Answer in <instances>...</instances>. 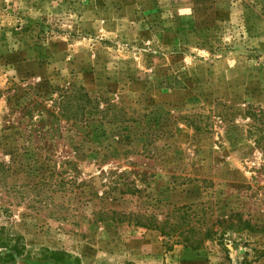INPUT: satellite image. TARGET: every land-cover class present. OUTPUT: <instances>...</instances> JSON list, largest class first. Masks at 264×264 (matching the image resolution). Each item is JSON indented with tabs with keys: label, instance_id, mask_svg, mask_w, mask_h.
Returning <instances> with one entry per match:
<instances>
[{
	"label": "rangeland",
	"instance_id": "rangeland-1",
	"mask_svg": "<svg viewBox=\"0 0 264 264\" xmlns=\"http://www.w3.org/2000/svg\"><path fill=\"white\" fill-rule=\"evenodd\" d=\"M0 162L4 264H264V0H0Z\"/></svg>",
	"mask_w": 264,
	"mask_h": 264
},
{
	"label": "trees",
	"instance_id": "trees-1",
	"mask_svg": "<svg viewBox=\"0 0 264 264\" xmlns=\"http://www.w3.org/2000/svg\"><path fill=\"white\" fill-rule=\"evenodd\" d=\"M58 94V99L56 103H54V109H58L60 115H65L67 118L74 119L76 122L81 123V128H89L88 122H90L92 111L88 112L87 109L91 105V103L96 102V100H93L91 98V95L85 92L83 88L76 87L75 85H71L70 88L59 89ZM38 105H43V103L35 102L33 107L38 108ZM112 107V104H108L105 110H99L98 106H96V108L90 107V109H96L95 114H99L108 111L109 108L112 109ZM54 109L53 111L49 110L47 112V115L49 117H52L53 120H58V115L55 114ZM31 110L32 108H28L27 114L31 117L32 120L33 118ZM73 110L75 113H70ZM39 113V115H43V112L41 110L39 111ZM69 113L71 114L70 116H68ZM49 125L50 126H48L49 129L46 131V135L55 132V129H53L54 123L52 122ZM32 130L33 128H31L29 132H32ZM10 169V166L6 168L4 162H0V181L5 178L4 172L6 170L9 171ZM1 232L2 234L0 235V264L14 262L16 258L21 255L23 249L19 246L17 242L14 245L11 244L12 239L7 235L4 228H1Z\"/></svg>",
	"mask_w": 264,
	"mask_h": 264
}]
</instances>
